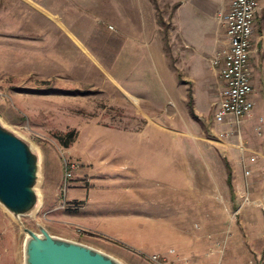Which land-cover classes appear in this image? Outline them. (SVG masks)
Here are the masks:
<instances>
[{"label":"rangeland","instance_id":"1","mask_svg":"<svg viewBox=\"0 0 264 264\" xmlns=\"http://www.w3.org/2000/svg\"><path fill=\"white\" fill-rule=\"evenodd\" d=\"M183 1L0 0V117L43 155L42 203L22 218L128 264H158L153 254L264 264V0L250 61L256 116L235 128L215 119L221 80L211 66L228 45L215 51L228 0ZM58 14L96 65L49 29ZM123 46L132 51L117 79L129 92L109 76L111 49ZM126 190L132 208L120 205ZM73 192L90 199L82 211ZM25 235L0 204V264H23Z\"/></svg>","mask_w":264,"mask_h":264},{"label":"water","instance_id":"2","mask_svg":"<svg viewBox=\"0 0 264 264\" xmlns=\"http://www.w3.org/2000/svg\"><path fill=\"white\" fill-rule=\"evenodd\" d=\"M42 167L39 146L0 117V204L26 232L23 264H128L89 242L53 233L44 225L37 230L24 222L22 217L35 213L42 203Z\"/></svg>","mask_w":264,"mask_h":264},{"label":"built area","instance_id":"3","mask_svg":"<svg viewBox=\"0 0 264 264\" xmlns=\"http://www.w3.org/2000/svg\"><path fill=\"white\" fill-rule=\"evenodd\" d=\"M260 8V0H232L228 9L218 12L228 45L212 58L221 80L215 119L234 128L241 126L243 118L251 114L256 105L250 61ZM76 167L73 161L66 163L67 177L72 176ZM151 258L158 264H168L160 254H153Z\"/></svg>","mask_w":264,"mask_h":264},{"label":"crops","instance_id":"4","mask_svg":"<svg viewBox=\"0 0 264 264\" xmlns=\"http://www.w3.org/2000/svg\"><path fill=\"white\" fill-rule=\"evenodd\" d=\"M184 1L182 0V2L180 3V5H182V3H183ZM231 2H232V0H228L226 3H225V5H224V8H229L230 7V5H231ZM180 5H179V7H180ZM178 7V8H179ZM48 17H51V19H52V22H51V26H50V28L49 29H51L52 30V32H53V34H55V35H60V37L61 38H65V39H67V41L68 42H71L72 44H71V47H74V53H76V54H83V55H88V58H87V60L89 61V62H91L92 64H94V65H96L95 63L97 62V58H96V56H95V52L94 51H92L91 49H90V47H88L87 46V44H86V42L84 41V39L80 36V34L79 33H77L76 31H73V30H71L70 28H68L67 26H66V24H65V21H64V19H63V15H61V14H58L57 16L55 15H52V16H49L48 15ZM216 17H217V15H216ZM217 19H218V17H217ZM60 20V21H59ZM219 20V19H218ZM220 21V20H219ZM221 23V22H220ZM219 40H220V42H219ZM219 40L216 38V36H215V38H214V46H215V51H217V49L219 48L218 46H219V43H222V45L224 44V43H227L228 42V40H227V37H225L224 39L223 38H219ZM217 47V48H216ZM5 49L6 48H4V51H5ZM112 50V51H111ZM110 51H111V55H113V57L111 56V62H110V65H111V69L109 70V76H110V78L113 80V82H115L116 83V85H118L119 87H121V88H123V89H125V91L126 92H129V90L127 89V88H125L121 83H120V81L117 79V78H119L118 76V74H117V72H118V69L119 68H121V66H117V64L121 61V56L122 55H125V54H128V53H131V51H132V49L130 48V49H128L126 46H123V47H121V48H117V47H113V49H111ZM257 49H255V51H256ZM69 51V50H68ZM93 56V57H92ZM4 58H5V54H4ZM67 61H69V59H67ZM66 61V63H68L69 64V62H67ZM211 66H212V62H211ZM213 67V66H212ZM214 68V67H213ZM102 70V69H101ZM115 73H116V75H115ZM117 76V77H116ZM252 80H253V78H252ZM254 83V82H253ZM213 85V84H212ZM254 86H255V94H254V99L256 100V102H257V96L260 94V92H259V87H261V85H259V84H255L254 83ZM215 99V98H214ZM214 99H213V101H214ZM213 101H212V103H213ZM256 116V111H252V113L251 114H249V115H247V116H245L244 118H243V120H242V123L241 124H243V122H249L251 119H253V117H255ZM248 125V124H247ZM241 127V126H240ZM158 129H157V131L158 130H166L165 129V126H163L162 128L161 127H157ZM246 130H249V127H248V129H246ZM241 132H242V130H241ZM243 135V134H242ZM241 135V136H242ZM119 183H122L123 184V182H122V180H119ZM122 187H124V186H122ZM126 188H127V186H125ZM74 188V187H73ZM76 188V187H75ZM126 192H127V190H126ZM73 193H76V194H74V195H72L71 197H70V199H71V201L72 200H74V199H78V200H82V201H84L83 202V204L81 205V206H79V211H80V208H81V211H82V209H85L86 207H87V204H88V201L90 200L89 198L88 199H86L87 201H85V199L84 198H82V197H80L77 193L78 192H73ZM128 192L126 193V196L123 198V197H121L122 199H121V201L122 200H124L125 199V202L124 201H122L121 202V207H126V206H131V208H132V205H133V197L131 196V198L129 199V201L127 200L128 199ZM117 205H119V204H117ZM87 213V212H86ZM89 214V213H88ZM116 214H123V215H131V216H133V215H145L146 213L145 212H142V211H139V210H137V211H135L134 209H132V210H122V211H119L118 213H116ZM89 215H92V214H89ZM148 215V214H147ZM85 222H86V226H88V227H90V228H96V224H94L93 223V221L92 220H90L89 218H87V219H85ZM97 229H99V228H97ZM100 230H102V229H100Z\"/></svg>","mask_w":264,"mask_h":264},{"label":"trees","instance_id":"5","mask_svg":"<svg viewBox=\"0 0 264 264\" xmlns=\"http://www.w3.org/2000/svg\"><path fill=\"white\" fill-rule=\"evenodd\" d=\"M74 91H78V90H74ZM65 144L66 145H69L70 144V141H67Z\"/></svg>","mask_w":264,"mask_h":264}]
</instances>
